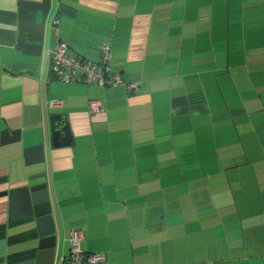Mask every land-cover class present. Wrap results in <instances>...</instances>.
<instances>
[{"label":"crops","instance_id":"1","mask_svg":"<svg viewBox=\"0 0 264 264\" xmlns=\"http://www.w3.org/2000/svg\"><path fill=\"white\" fill-rule=\"evenodd\" d=\"M39 1L0 0V131L21 130L0 145V192L49 184L53 264L72 230L103 264H264V0H51L43 35L24 5ZM58 39L92 61L109 44L138 90L57 80ZM65 122L71 136L54 135ZM9 205L0 264H48L35 218Z\"/></svg>","mask_w":264,"mask_h":264},{"label":"water","instance_id":"2","mask_svg":"<svg viewBox=\"0 0 264 264\" xmlns=\"http://www.w3.org/2000/svg\"><path fill=\"white\" fill-rule=\"evenodd\" d=\"M24 5L32 10L41 12V22L29 24L28 31L34 33L38 32L43 35L48 12L51 6V0L27 2ZM30 47L31 46L27 44H18V50L22 51L24 54H29L24 50V48ZM55 117L60 120L63 118L66 119L65 116ZM60 126L61 128H57V132H55L56 134L54 135L64 137L71 136L68 124L66 122L64 124L62 123ZM19 141H21V130L16 129L10 131L8 128H6L0 131L1 146L15 144ZM44 148V143L26 148L24 150L26 164H33L31 159L36 160L38 163L43 162L45 160ZM43 175L44 174L41 176L29 177L28 181L36 180L43 177ZM0 196H9L10 217L12 220L19 218H35L40 237L42 238L40 241V251L44 252L43 255L48 257L47 263L53 264L60 243L59 237L61 234L53 216L52 193L49 184L39 183L32 186L30 184H26L9 191L0 192Z\"/></svg>","mask_w":264,"mask_h":264},{"label":"built area","instance_id":"3","mask_svg":"<svg viewBox=\"0 0 264 264\" xmlns=\"http://www.w3.org/2000/svg\"><path fill=\"white\" fill-rule=\"evenodd\" d=\"M112 49L109 44L100 47V59L88 60L73 53L69 45L63 40H57L50 51V71L59 81L64 83H84L97 86L125 85L127 90L135 93L136 84H126L120 73L111 68ZM102 108L99 101H91L89 109L94 113ZM84 236L81 230H72L70 233L71 249L63 258L64 264H103L104 256L87 253L82 250L80 243Z\"/></svg>","mask_w":264,"mask_h":264},{"label":"trees","instance_id":"4","mask_svg":"<svg viewBox=\"0 0 264 264\" xmlns=\"http://www.w3.org/2000/svg\"><path fill=\"white\" fill-rule=\"evenodd\" d=\"M111 61H112V59H111ZM111 64V63H110ZM114 72V71H113ZM115 73H118V72H115ZM124 79V78H123ZM125 81V80H124ZM125 83L126 84H129V83H127L126 81H125ZM118 86H120V85H118ZM123 86H125V85H123ZM102 87H109V85L108 86H102ZM110 87H113V86H110ZM126 87V86H125ZM127 91H129V90H127ZM130 92V91H129ZM132 93V92H131ZM104 259H105V256H104ZM104 262H105V260H104ZM103 262V263H104Z\"/></svg>","mask_w":264,"mask_h":264}]
</instances>
